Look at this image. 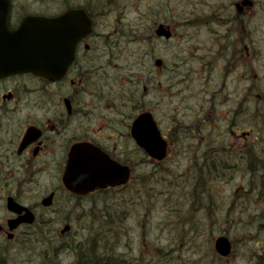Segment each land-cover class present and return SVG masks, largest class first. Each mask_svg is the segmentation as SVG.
<instances>
[{
	"label": "flooded vegetation",
	"instance_id": "obj_1",
	"mask_svg": "<svg viewBox=\"0 0 264 264\" xmlns=\"http://www.w3.org/2000/svg\"><path fill=\"white\" fill-rule=\"evenodd\" d=\"M197 1L179 2L191 13L189 23L204 27L208 37L177 39L175 17L170 25V41L180 46L185 61L198 59L200 66L173 76L183 73L188 82L170 90L173 111L167 130L161 128L167 156L158 161L132 134L140 113L156 114L151 103H144L146 95L130 98L127 92H133L135 78L153 80V68L142 75L119 63L128 40L127 0H10V30L27 17L54 21L55 52L72 61L55 81L28 71L0 77V264H61L76 239L117 235L110 224L120 227L126 220V202H158L159 168L170 169L167 181L175 186L170 202L190 196L194 202H213L210 212L217 216L219 233L225 229L230 238L243 236L251 231L255 210L264 216V201L239 202L258 186L255 168L264 180V152L255 149L262 138L255 128V88L238 85L254 77L255 4L238 11L236 4L243 0H231L224 13L218 0L212 15L206 10L199 15ZM167 5L174 13V1ZM235 19L248 38L222 39L219 29ZM140 23L135 28L141 38ZM207 26L214 27V38ZM155 37L151 32L150 40ZM220 63L223 73L213 78L210 72ZM94 159L106 162L105 174L89 173ZM240 165L242 180L228 188ZM127 168V183L100 186L104 178L123 179ZM91 186L98 187L89 191ZM224 202L231 207L225 214L236 213L230 229L222 224ZM66 240L71 243L63 249Z\"/></svg>",
	"mask_w": 264,
	"mask_h": 264
},
{
	"label": "rangeland",
	"instance_id": "obj_2",
	"mask_svg": "<svg viewBox=\"0 0 264 264\" xmlns=\"http://www.w3.org/2000/svg\"><path fill=\"white\" fill-rule=\"evenodd\" d=\"M168 1L169 0H127L128 40L127 43L123 45V50L120 54L123 58L120 59L119 62L121 66H125L126 64L130 65L134 71H141V73L144 71L143 69L153 68V74L151 75L153 80L151 81H148L147 77L142 73L144 87H147L146 96L143 101L146 104L151 103L150 110L155 111L159 126L164 130H167L170 123V111H173V107L170 104V90L178 86L182 80L184 84L188 82L187 79H183L185 74L179 73L176 77H173L174 74L177 72H186L194 68L198 71L200 63L198 59H190L188 62L185 61L180 46L176 45L177 43L174 44L173 41L150 40L149 35L153 32V26L160 22L170 25L172 24V18L175 17L176 21L179 22V25L175 27L178 29L179 35L177 39H202L208 37L204 27L199 28L194 25V23H189L188 19L191 18V13H186L188 10L185 5L180 4L179 1L181 0H172L176 4V10L173 13V10L170 9V14L167 10ZM217 1L218 0L197 1L198 7L200 6L197 14L200 15L206 10V14L212 15ZM222 1L224 3L223 12H228L229 2L231 0ZM204 3H206V7H204ZM208 6H212V9L210 10ZM232 10L231 8L230 11ZM255 20H257L256 17L254 18V21ZM130 23L132 24V29H130ZM138 23H140L139 28L142 29L141 38L138 37V33L136 34L138 29L135 28V25ZM257 23L259 31L256 36V41L254 42L255 52H257V57H255L256 59L254 61V77L252 82H247L246 80L241 81L238 84L240 86H247L248 84L254 86L255 82L258 85H264V12H262ZM207 27L209 33L211 32L214 38V27ZM130 30H132V32H130ZM219 31L220 33L222 32L221 38L225 39L223 35L229 33L230 29L223 26ZM233 52L236 53L235 51ZM151 56L160 58L164 61L161 69L152 65L154 60L151 62ZM222 66V63H220L217 69L210 72L213 78L221 76L223 73ZM117 68H119V66ZM231 77L234 79L237 75L232 74ZM257 77L259 78L257 79ZM170 82L172 83L170 84ZM181 87L182 84L176 91ZM132 90H134V88ZM181 95L182 94H178V97L182 98ZM177 101L181 102L179 99H177L176 102ZM262 138L260 143L264 144V136H262ZM256 147L259 148V145L257 144ZM258 151H263V149L260 148ZM260 159L263 160L262 158ZM242 168L243 166L240 165V172L235 175L236 180L231 185H227L228 188L229 186L231 188L236 187V184L242 180ZM168 170L170 169H162L164 172H159L158 202H143L142 204L127 208V218L120 225L121 229L118 223L110 224V230L113 231L114 227L118 229L117 235L116 233L109 232L106 238L98 239L102 246L106 248L105 250L110 252L113 248L116 254L122 255L125 259H129L132 256L134 257L136 254H139V252H149V247L152 243H155L158 247L170 246V249L177 247L178 251L175 254L172 252V255L176 257L179 256V260L176 261L179 262L178 264H208L212 256L210 248L212 247L214 250L212 239L217 234V231L221 229L215 226L217 216L215 217L212 212H210V210L213 209V202H199L197 205V203L194 202L193 196H190L189 200L186 202H170V189L175 188V186L172 184L168 187H162V182H160L170 174ZM165 190L167 194H164ZM228 204L229 202L223 203V222L226 216L228 220L236 217V213L234 212L231 214L230 210H228V214H225V210L231 208ZM255 212L254 221L250 223L252 226L250 229L251 231L234 239L236 240L235 244H238L235 249V255L229 260L230 262L226 261L225 264H253L252 258L247 257V254L250 253L256 256L255 254H257V252H264V225L262 224L263 220H261L264 216L256 210ZM175 216H179V218ZM180 218L184 219V223L181 225L176 223V220H180ZM182 234L185 235V241L183 242L181 241ZM96 239L95 237L85 239L79 238L76 239V241L77 244L84 242L90 246L93 243L96 244ZM66 241L67 242H63V249L66 244L71 243V240ZM48 244H52V247L60 246L59 243H54L51 240H48ZM31 245L32 249L35 250L34 247H38L39 244L38 241H34ZM95 248H99V246L96 244ZM74 257L73 254L63 253L61 256V264H72L71 262L74 260ZM209 264H212V262H209Z\"/></svg>",
	"mask_w": 264,
	"mask_h": 264
},
{
	"label": "water",
	"instance_id": "obj_3",
	"mask_svg": "<svg viewBox=\"0 0 264 264\" xmlns=\"http://www.w3.org/2000/svg\"><path fill=\"white\" fill-rule=\"evenodd\" d=\"M248 5H252V2L245 0L237 7L242 9L243 6ZM7 9L5 0H0V77L14 71L26 70L37 75H45L53 80L60 78L70 59L65 56L58 57V54L55 53L57 51L53 43L56 38L55 32L47 29V27L54 26V21L45 22V19L38 17L28 18L18 30L10 31L2 17ZM40 25L43 26L42 29L39 27ZM156 32L159 36H164L167 39L171 37V32L163 25H160ZM162 64L161 59L156 61L157 66ZM133 134L141 144L154 145L152 154L156 158L159 160L165 158L166 143L162 139L151 113H142L136 119ZM149 149L151 151V148ZM88 168H91L93 172L105 173L106 164L95 162L88 165ZM127 179L128 173L123 178V182ZM215 250L221 256H229L232 251V243L227 237L220 236L215 241Z\"/></svg>",
	"mask_w": 264,
	"mask_h": 264
},
{
	"label": "trees",
	"instance_id": "obj_4",
	"mask_svg": "<svg viewBox=\"0 0 264 264\" xmlns=\"http://www.w3.org/2000/svg\"><path fill=\"white\" fill-rule=\"evenodd\" d=\"M260 5H261V7L259 9H257V11L260 13L259 16H261V14L263 12L262 10H264V0L260 1ZM257 16H258V14H257ZM235 21L241 23L240 21H238L236 19H235ZM257 21L258 20H256V25L258 27ZM258 31H259V27L256 28V33ZM241 36H243V37H241ZM247 37H248L247 31H245L243 34H241V33H238L236 31L230 30L229 33L223 35V38L246 39ZM237 47L239 48V46H237ZM225 48H227V47L224 44L223 49H225ZM224 54H225V52H224ZM232 54L237 56V54L239 55L240 52H238V53L233 52ZM254 57H257V52L254 53ZM245 62L247 63L246 60H245ZM258 78L259 77H257V79ZM254 80H255V78H254ZM254 86H253L255 88L254 103L256 104V113L257 114L260 113V115H261V113L264 114V85H262V84L258 85L255 82ZM134 87H136L137 89L135 88V90H133V92H132L133 95L129 96L130 98H136V97L138 98L139 95H143V92L141 91L142 90L141 87H139V86H134ZM129 94H131V92ZM256 122H257L258 126H260V129L263 130V133L261 135V137H262V136H264V116L256 117ZM258 145H259V148L255 147V149L257 151L260 148L264 150V144L259 143ZM255 169H254V172L256 173L255 185H258V186L256 187V189H254V193L260 194L261 199L263 200L264 199V180H263L262 175H260V173H259L260 170H257V169L255 170ZM168 178L169 177L166 176L163 181H160V182H162V187H168V186H166L167 182H168L167 181ZM164 194H167L166 190H165ZM126 203H127V208H129L131 206L142 204L143 202H126ZM196 203H197V205L199 204V202H196ZM194 205H195V203H194ZM166 207H167V204H166ZM195 207H196V205H195ZM175 217L179 218V216H175ZM263 219H261V220H263ZM176 223L181 225L182 223H184V219L180 218V220H176ZM262 223L264 224V220L262 221ZM184 236L185 235H183V234L181 236L182 242L185 241ZM235 242H236V240H234V245H235L234 248L236 249L238 244L236 245ZM96 244L99 246V248L101 247L102 249H104V251L101 254H99L98 256L96 255L93 257L92 255H88L89 250H93L95 248ZM96 244L93 243L90 246H88L86 243L80 242L78 244L71 245L70 248H72V249H70V252H72L73 254L76 255V263L75 264H139L132 257L129 259H125L122 255L116 254L113 251V248L111 249L110 252H108L107 250H105L106 248L102 246V244L98 238L96 239ZM163 249H164L163 247H159L160 259H158V263L152 262V263H143V264H174L177 260L174 259L172 257V255H170V257H169V253L162 251ZM210 249H211L210 253L212 254V256H211V260L208 261V264H209V262H212V264H225V260H223V258L218 256L212 247ZM176 250H178L177 247H176ZM253 254H254V252H253ZM255 255L256 256L248 253L247 257L252 258L253 264H264V252L263 253L257 252V254H255ZM102 258L106 261V263H103V261L101 260ZM178 263L179 262H176L175 264H178Z\"/></svg>",
	"mask_w": 264,
	"mask_h": 264
},
{
	"label": "bare ground",
	"instance_id": "obj_5",
	"mask_svg": "<svg viewBox=\"0 0 264 264\" xmlns=\"http://www.w3.org/2000/svg\"><path fill=\"white\" fill-rule=\"evenodd\" d=\"M223 26H226L228 29H230L231 31H236L238 33L243 34L245 31V29H242L241 27V23L233 20L231 22H226L223 24ZM243 37V36H241ZM241 40V39H240ZM259 116H264V114L260 113L256 115V117ZM258 124L256 122V118H255V128H258ZM264 152V150H263ZM262 159L264 160V155L262 156ZM262 160L263 164L264 161ZM129 172V170H127L126 174ZM247 199L253 200V201H261V195L260 194H256L253 193L252 196H242L239 201L240 202H245ZM264 200V199H263ZM164 249L162 251L169 253V257L170 255H172V252L175 254L178 250H176V247L170 249V246L168 247H163ZM104 251V249L102 248H95L93 250H89V254L88 255H92L94 256H98L99 254H101ZM159 247L155 244L152 243L151 246L149 247V252L144 253V252H139V254H136L134 257L132 256L133 259H135V261H137V263L139 264H143V263H152V262H157L158 263V259H160L159 257ZM126 256V255H125ZM172 257L174 259H176L177 261L179 260V256H174L172 255ZM103 261V263H106V261L102 258L101 259ZM72 264L76 263V257H74V260L71 262Z\"/></svg>",
	"mask_w": 264,
	"mask_h": 264
}]
</instances>
